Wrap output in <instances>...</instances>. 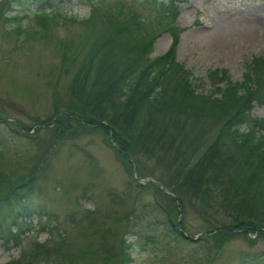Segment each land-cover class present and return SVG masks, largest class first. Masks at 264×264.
I'll use <instances>...</instances> for the list:
<instances>
[{
	"label": "trees",
	"instance_id": "trees-1",
	"mask_svg": "<svg viewBox=\"0 0 264 264\" xmlns=\"http://www.w3.org/2000/svg\"><path fill=\"white\" fill-rule=\"evenodd\" d=\"M27 1L6 0V7L10 10L15 4L29 11ZM137 1L149 5L150 16L143 18L131 5L92 7L85 23L95 30L77 41L59 40L64 72L69 76V102L64 110L55 109L52 116L37 120L34 129L21 124L18 128L36 133L53 126L52 137L57 139L70 120L99 127L130 169L138 168L143 156L163 168L159 182L172 194L157 190L173 202L176 216L184 206L181 196L187 195L201 204L207 217L221 213L228 219L221 226L208 221L200 239H214L217 248L240 231L264 240V116L256 118L252 113L254 102L264 104V55L251 60L241 81H232L224 69H209L206 77L211 89L198 92L191 70L176 56L183 31L177 23L181 0ZM59 13L40 0L26 37L47 36L52 25L63 23ZM5 19L18 21L16 33L24 30L20 15ZM166 32L172 38L170 47L153 55L156 39ZM27 175L7 183L0 192V229L7 224L19 231L33 214L45 228L47 214L30 201L36 177ZM166 216L164 228L172 241L190 238L180 218ZM47 229L52 233L54 226ZM22 231L8 236L20 252L5 264H66L87 256H95L101 264H133L136 245L156 241L136 229L134 239L104 240L76 254L61 251L65 236L60 234L54 247L35 242L31 250H23ZM240 264H264V251L245 253Z\"/></svg>",
	"mask_w": 264,
	"mask_h": 264
},
{
	"label": "rangeland",
	"instance_id": "rangeland-1",
	"mask_svg": "<svg viewBox=\"0 0 264 264\" xmlns=\"http://www.w3.org/2000/svg\"><path fill=\"white\" fill-rule=\"evenodd\" d=\"M43 1L60 12L58 18L63 23L52 25L47 36L28 38L27 28L34 23L32 14L40 0H28L29 11L15 4L9 10L6 0H0V192L7 183L33 173L36 189L31 204L47 214L44 229L35 214L19 231L15 225L1 227L0 264L18 257L19 247L7 238L22 230L23 250H31L35 242L54 247L60 234L65 236L61 251L78 254L104 240L134 239L132 230L140 229L156 241L144 247L136 245L133 264H240L245 253L264 251L263 239L242 231L218 248L214 239H200L208 221L221 226L228 219L221 213L207 217L201 204L187 195L181 196L184 206L176 216L173 202L157 190L168 192L158 183L163 168L155 159L143 156L134 172L101 128L74 119L64 125L66 129L57 139L52 137L53 126L33 132L37 120L52 116L55 109L64 110L69 102V76L64 72L58 42L77 41L95 30L85 23L92 7L104 10L124 4L143 18L151 15L149 5L137 0ZM17 14L24 29L19 34L15 31L18 21L5 19ZM177 23L183 31L176 56L191 70L198 92L211 89L206 77L209 69H224L232 81H241L251 60L264 55V0H183ZM171 43L170 34L163 33L156 39L153 55L166 51ZM253 115L263 117L264 104L255 105ZM18 124L33 129L25 133ZM167 213L173 220L180 218L190 238L172 241L164 228ZM47 226H54V231ZM66 264L101 261L87 256Z\"/></svg>",
	"mask_w": 264,
	"mask_h": 264
},
{
	"label": "bare ground",
	"instance_id": "bare-ground-1",
	"mask_svg": "<svg viewBox=\"0 0 264 264\" xmlns=\"http://www.w3.org/2000/svg\"><path fill=\"white\" fill-rule=\"evenodd\" d=\"M210 28V27H209Z\"/></svg>",
	"mask_w": 264,
	"mask_h": 264
}]
</instances>
